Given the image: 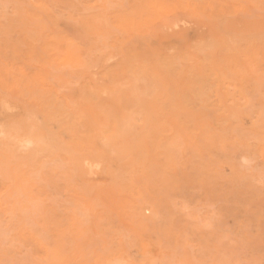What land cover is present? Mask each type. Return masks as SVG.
Here are the masks:
<instances>
[{
  "label": "rangeland",
  "instance_id": "1",
  "mask_svg": "<svg viewBox=\"0 0 264 264\" xmlns=\"http://www.w3.org/2000/svg\"><path fill=\"white\" fill-rule=\"evenodd\" d=\"M0 264H264V0H0Z\"/></svg>",
  "mask_w": 264,
  "mask_h": 264
},
{
  "label": "bare ground",
  "instance_id": "2",
  "mask_svg": "<svg viewBox=\"0 0 264 264\" xmlns=\"http://www.w3.org/2000/svg\"><path fill=\"white\" fill-rule=\"evenodd\" d=\"M217 5V4H216ZM151 94V93H150ZM122 128V127H121Z\"/></svg>",
  "mask_w": 264,
  "mask_h": 264
}]
</instances>
